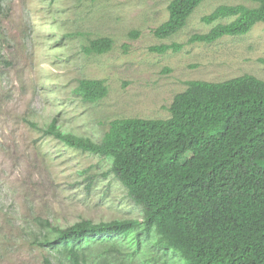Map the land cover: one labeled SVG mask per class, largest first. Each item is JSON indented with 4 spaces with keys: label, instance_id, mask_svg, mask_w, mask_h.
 I'll use <instances>...</instances> for the list:
<instances>
[{
    "label": "rangeland",
    "instance_id": "obj_1",
    "mask_svg": "<svg viewBox=\"0 0 264 264\" xmlns=\"http://www.w3.org/2000/svg\"><path fill=\"white\" fill-rule=\"evenodd\" d=\"M172 0H3L0 20V264H44L35 218L60 228L141 220L142 209L109 173L110 160L75 151L43 135L58 119L62 132L98 143L115 119L165 120L190 81L221 83L243 75L264 82V24L213 44H189L215 24L201 22L219 6L252 8L243 0L202 3L176 35L152 30L168 19ZM227 21H223L225 23ZM137 33V37H131ZM109 38L102 55L81 53ZM177 52H151L160 45ZM122 46H127L123 49ZM80 80L103 83L106 96L83 104ZM92 178L91 182L90 179ZM152 238L133 264H182ZM54 264V261H53Z\"/></svg>",
    "mask_w": 264,
    "mask_h": 264
},
{
    "label": "trees",
    "instance_id": "obj_2",
    "mask_svg": "<svg viewBox=\"0 0 264 264\" xmlns=\"http://www.w3.org/2000/svg\"><path fill=\"white\" fill-rule=\"evenodd\" d=\"M207 1L216 0H172L168 19L153 36L176 35ZM243 1L256 5L217 7L201 18L215 25L188 43L213 44L264 24V0ZM2 9L0 0V20ZM112 45L99 38L81 53L102 55ZM180 48L160 45L150 51ZM73 93L93 104L107 89L100 81L80 80ZM169 112L165 120L115 119L98 143L62 132L58 119L43 130L70 149L109 159V173L142 209L140 221L81 220L66 228L35 218L34 243L53 258L44 264H133L140 246L152 238L164 255L173 253L182 264H264V82L250 75L221 83L190 81Z\"/></svg>",
    "mask_w": 264,
    "mask_h": 264
}]
</instances>
